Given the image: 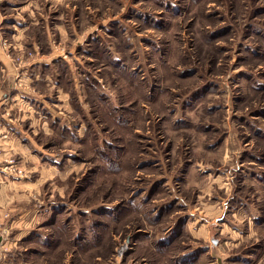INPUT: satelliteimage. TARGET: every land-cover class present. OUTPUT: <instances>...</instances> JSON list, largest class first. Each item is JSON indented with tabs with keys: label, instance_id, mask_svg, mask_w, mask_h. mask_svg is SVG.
<instances>
[{
	"label": "rangeland",
	"instance_id": "rangeland-1",
	"mask_svg": "<svg viewBox=\"0 0 264 264\" xmlns=\"http://www.w3.org/2000/svg\"><path fill=\"white\" fill-rule=\"evenodd\" d=\"M16 92L0 264H264V0H0Z\"/></svg>",
	"mask_w": 264,
	"mask_h": 264
},
{
	"label": "crops",
	"instance_id": "crops-1",
	"mask_svg": "<svg viewBox=\"0 0 264 264\" xmlns=\"http://www.w3.org/2000/svg\"><path fill=\"white\" fill-rule=\"evenodd\" d=\"M36 68L37 67H33V70ZM24 76L25 75H23L22 73L21 74L18 73L15 75L16 83H15L14 87H12V90L16 89L20 93L21 88L19 87V85L23 84L26 86L31 81L37 80V78L29 79V78L24 77ZM26 78H27V80H29V82L26 80ZM27 88H28V86L25 88V90ZM18 92H16V94H12L11 99H8L7 94L4 93L0 99V109H1V111H0V132H6V133H2L3 137L0 138V149L2 150V154L10 153V152L15 153V151L18 150L19 155L22 158H24L21 154L20 149H18L19 147L16 143L15 137H12V135H14V132L10 131L8 129L5 130V128H4L5 124L8 126H11V125L6 119H4V116L2 114V112H9L12 110V109H10V107H12V106L7 105L8 100H15L16 95H17V97H19L20 95L17 94ZM4 120H5V123H4ZM16 136H17V138H19L18 134ZM29 156H30L29 162L33 166L35 163H38L39 160L37 161V159H36V157L38 158V156H39L38 153L29 155ZM31 160H34L37 162L33 163ZM42 174H43V172H42ZM42 174L39 175V177L41 178V180H44L45 178ZM8 177L9 176L6 175V173L2 172V170L0 169V213L4 212V211H6L8 213L9 219L4 224V227H5L6 231H8L10 229V230L15 232L14 235H17L20 231H19V229H18V231H16V229L20 228L23 223L26 224L29 221V219L33 217V214L31 211L23 210L28 205V199H29L28 198L29 193L28 192L26 193V191L23 189V185H24V182L22 179L23 177L16 176V177H11L9 179H8ZM39 180L40 179H37V181H39ZM37 181H36V184H38ZM43 216H44V212L41 214V218Z\"/></svg>",
	"mask_w": 264,
	"mask_h": 264
},
{
	"label": "built area",
	"instance_id": "built-area-1",
	"mask_svg": "<svg viewBox=\"0 0 264 264\" xmlns=\"http://www.w3.org/2000/svg\"><path fill=\"white\" fill-rule=\"evenodd\" d=\"M1 151L2 150L0 149V153ZM0 169L2 170V172L6 173V175L8 176L15 175L18 177H25V174L23 173V171L21 169H17V166H15L11 161L10 162L6 161V165L1 166Z\"/></svg>",
	"mask_w": 264,
	"mask_h": 264
}]
</instances>
